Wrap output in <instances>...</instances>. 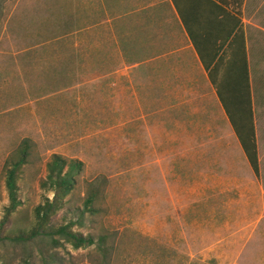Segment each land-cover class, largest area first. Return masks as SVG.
<instances>
[{
  "label": "rangeland",
  "instance_id": "1",
  "mask_svg": "<svg viewBox=\"0 0 264 264\" xmlns=\"http://www.w3.org/2000/svg\"><path fill=\"white\" fill-rule=\"evenodd\" d=\"M95 1L0 0V264H264V206L247 192V164L207 80L193 62L156 84L104 76L101 42L87 43L100 37L86 34ZM25 140L21 206L1 230L5 164ZM54 155L84 167L53 224L106 236L104 252L15 242L54 198L42 186Z\"/></svg>",
  "mask_w": 264,
  "mask_h": 264
},
{
  "label": "crops",
  "instance_id": "2",
  "mask_svg": "<svg viewBox=\"0 0 264 264\" xmlns=\"http://www.w3.org/2000/svg\"><path fill=\"white\" fill-rule=\"evenodd\" d=\"M90 6L100 13L87 19L86 34L100 37L87 43L101 42L100 72L117 76L119 85L126 76L156 84L157 76L189 75L194 63L247 164V192L264 206V0H96ZM126 6L136 10L127 13ZM252 142L257 172L245 148ZM256 218L264 242V210ZM257 231L247 232L249 256Z\"/></svg>",
  "mask_w": 264,
  "mask_h": 264
},
{
  "label": "trees",
  "instance_id": "3",
  "mask_svg": "<svg viewBox=\"0 0 264 264\" xmlns=\"http://www.w3.org/2000/svg\"><path fill=\"white\" fill-rule=\"evenodd\" d=\"M32 143L25 140L19 147L15 156L5 164L4 176L5 186L9 194L10 205L6 209L4 222L1 230L11 221V217L18 211L21 202L18 198L19 181L21 174L29 163L32 151ZM249 159L255 171H258L257 149L255 143L245 146ZM84 164L79 160H67L66 158L54 155L48 163V174L46 181L42 184L48 193H52L54 198L47 200L35 210L36 224L30 230H20L15 235V242L30 243L36 241L47 242L54 247L71 246L75 250L88 249L98 243V249L104 252L107 245V237L100 236L98 240L93 235L85 236L80 232H75V224L56 226L53 224L54 217L64 208L67 198L76 190L77 178L83 171ZM97 194L91 193L86 201V209L92 214H97L96 203ZM49 264V263H47Z\"/></svg>",
  "mask_w": 264,
  "mask_h": 264
}]
</instances>
